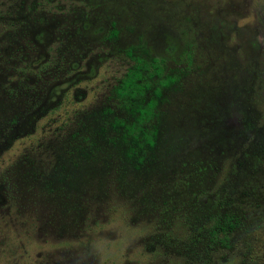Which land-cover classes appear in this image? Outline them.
<instances>
[{
	"label": "rangeland",
	"instance_id": "1",
	"mask_svg": "<svg viewBox=\"0 0 264 264\" xmlns=\"http://www.w3.org/2000/svg\"><path fill=\"white\" fill-rule=\"evenodd\" d=\"M138 45L182 74L142 160ZM0 264H264V0H0Z\"/></svg>",
	"mask_w": 264,
	"mask_h": 264
},
{
	"label": "trees",
	"instance_id": "2",
	"mask_svg": "<svg viewBox=\"0 0 264 264\" xmlns=\"http://www.w3.org/2000/svg\"><path fill=\"white\" fill-rule=\"evenodd\" d=\"M117 34V31H114ZM141 46H129L125 54L132 61L119 82L113 87V97L128 113V118L116 117L113 125L119 129L122 137L130 143L129 155H138L143 159L142 151L153 147L158 137V127L153 123L165 88L178 83L181 72L169 73L166 70V58L163 56H145ZM233 215H214L210 217L209 235L212 243L228 246L229 237L223 232L226 226L234 227Z\"/></svg>",
	"mask_w": 264,
	"mask_h": 264
},
{
	"label": "flooded vegetation",
	"instance_id": "3",
	"mask_svg": "<svg viewBox=\"0 0 264 264\" xmlns=\"http://www.w3.org/2000/svg\"><path fill=\"white\" fill-rule=\"evenodd\" d=\"M168 72V71H167ZM170 73V72H169ZM174 73V72H173ZM176 84V83H175ZM174 85V84H173ZM171 87V86H170ZM169 88V87H168ZM166 89V88H165ZM164 89V90H165ZM163 94H164V91H163ZM163 97V96H162ZM161 100H162V98L160 99V102H161ZM160 102H159V104H160ZM159 104H158V107H159ZM157 111H158V109H157ZM157 115H158V113H157ZM159 130V129H158ZM157 140V139H156Z\"/></svg>",
	"mask_w": 264,
	"mask_h": 264
}]
</instances>
